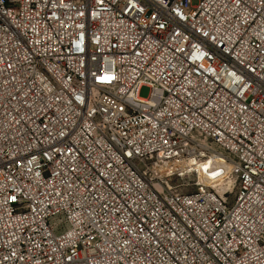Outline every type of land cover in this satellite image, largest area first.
Returning a JSON list of instances; mask_svg holds the SVG:
<instances>
[{
  "label": "built area",
  "instance_id": "built-area-1",
  "mask_svg": "<svg viewBox=\"0 0 264 264\" xmlns=\"http://www.w3.org/2000/svg\"><path fill=\"white\" fill-rule=\"evenodd\" d=\"M0 264H264V0H0Z\"/></svg>",
  "mask_w": 264,
  "mask_h": 264
},
{
  "label": "bare ground",
  "instance_id": "bare-ground-1",
  "mask_svg": "<svg viewBox=\"0 0 264 264\" xmlns=\"http://www.w3.org/2000/svg\"><path fill=\"white\" fill-rule=\"evenodd\" d=\"M177 169L185 174L198 175V187L208 188L216 194L226 199V195L232 193L236 176L234 175V166L228 163L219 155L212 154L208 159H198L195 155L180 159L177 164L175 162H166L159 168V172L163 175ZM158 171V170H157Z\"/></svg>",
  "mask_w": 264,
  "mask_h": 264
},
{
  "label": "rangeland",
  "instance_id": "rangeland-1",
  "mask_svg": "<svg viewBox=\"0 0 264 264\" xmlns=\"http://www.w3.org/2000/svg\"><path fill=\"white\" fill-rule=\"evenodd\" d=\"M200 0H192L193 6L198 5ZM150 89L147 87H143L140 90V97L142 98H147L149 96ZM201 183H199L198 175L196 176L195 174L192 175H187L183 178H177V177H172L169 185L175 190L181 192V193H192L197 191L199 188L198 186ZM237 191V180L235 183V187L232 191V193L226 195V200L228 202H232L234 199V196Z\"/></svg>",
  "mask_w": 264,
  "mask_h": 264
}]
</instances>
